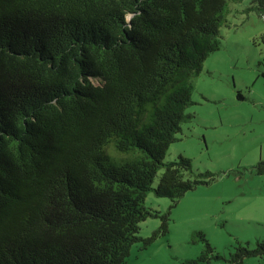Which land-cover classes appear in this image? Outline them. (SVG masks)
<instances>
[{
	"label": "trees",
	"instance_id": "obj_1",
	"mask_svg": "<svg viewBox=\"0 0 264 264\" xmlns=\"http://www.w3.org/2000/svg\"><path fill=\"white\" fill-rule=\"evenodd\" d=\"M236 1L0 0V264H125L167 234L170 211L145 199L172 208L213 178L163 159ZM247 10L264 17V0ZM148 217L161 224L142 238ZM195 235L204 248L185 264L225 260ZM250 257L264 240L226 261Z\"/></svg>",
	"mask_w": 264,
	"mask_h": 264
},
{
	"label": "rangeland",
	"instance_id": "obj_2",
	"mask_svg": "<svg viewBox=\"0 0 264 264\" xmlns=\"http://www.w3.org/2000/svg\"><path fill=\"white\" fill-rule=\"evenodd\" d=\"M250 2L230 4L219 49L204 61L192 92L194 104L186 109L194 118L182 125L163 159L183 155L195 173L210 172L213 178L186 192L172 208L168 198L150 192L145 207L170 211L168 232L150 244L132 245L125 264H185L204 248L193 237L198 231L225 258L205 264H229L236 241L253 247L264 240V175L254 168L264 159V17L247 10ZM160 224L159 218L148 217L138 235L147 238ZM243 264H264V257L245 258Z\"/></svg>",
	"mask_w": 264,
	"mask_h": 264
}]
</instances>
